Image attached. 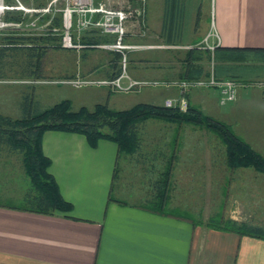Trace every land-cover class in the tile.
<instances>
[{
	"label": "crops",
	"instance_id": "crops-1",
	"mask_svg": "<svg viewBox=\"0 0 264 264\" xmlns=\"http://www.w3.org/2000/svg\"><path fill=\"white\" fill-rule=\"evenodd\" d=\"M195 4L194 0H148L145 23L149 35L144 48L154 50L156 41L160 45L179 47L200 44L208 33L198 32L201 27ZM209 19L206 15L203 25L207 28L213 23V31L218 36V39L212 37L210 44H218L223 49L264 50V0H211ZM187 20L190 21L187 23ZM185 25L192 31L183 32ZM74 42L81 48L64 51L78 54L86 49L79 44L81 39ZM111 56L110 67L103 70L107 65L104 64L94 70L103 80H110L119 70V61L114 64ZM224 65L233 68L227 70L229 76L225 70L221 78H233L240 84L232 105L239 101L242 89L253 88L248 82L264 80L262 54H249L245 61H226ZM256 69L258 73L254 72ZM42 70L44 74V67ZM182 72L183 68L172 76L160 77L178 80ZM166 91V99L175 91L180 95L177 90H172V94ZM187 100L201 111L209 112V116L214 113L225 118L227 115L214 105L224 107L219 105L216 90H193ZM261 100L264 104V96ZM261 113L264 116V109ZM148 121L140 127L141 148L133 156L119 155L116 144L107 140H100L96 148H91L80 134L46 131L42 135V151L50 159L49 172L62 197L72 205V211L68 217L61 213L43 215L0 202V264H264L262 239L192 225L184 219L140 207L152 198L150 185L148 195L137 198L141 203L119 197L122 192L113 176L116 168L121 172L122 160L145 174L152 169L155 177L166 168V162L173 160L181 125L165 122L171 127L165 128L173 132L169 138L171 144L162 146L156 133L157 140L144 138L146 133L142 134L141 130ZM263 129L264 118L247 122L242 130L246 133L236 131V134L254 149L251 140L260 138ZM162 147L167 150L163 152ZM110 196L115 201H110Z\"/></svg>",
	"mask_w": 264,
	"mask_h": 264
},
{
	"label": "rangeland",
	"instance_id": "rangeland-1",
	"mask_svg": "<svg viewBox=\"0 0 264 264\" xmlns=\"http://www.w3.org/2000/svg\"><path fill=\"white\" fill-rule=\"evenodd\" d=\"M52 1L1 0L0 3L3 10L0 12V39L12 34H19V36H39L45 34L48 31L41 30V27L51 22V18L53 17H59L62 24L65 4L62 0H58L56 4L49 7ZM143 1L137 3L135 0H92L93 7L101 5L106 11L130 13V18L124 24L125 33L121 43L123 46H130V53L129 50H123V54L126 55L125 61H123L121 52L112 48L101 47L106 44H114L115 41L111 36L108 42L105 37L104 40L106 42L104 41V43L93 47L88 46V49H84V53L80 52L77 54L76 52L70 53L64 51L66 48L61 43L62 30H51L49 32H53V36L57 35L56 38L58 40L49 43L48 55L43 62L44 74L42 78H20V74L17 73L18 69L13 67L11 71L6 72V78L0 80V114L19 118L22 116L21 106L24 104L23 102L27 96L32 98V107L35 106L37 109L50 107L60 101H69L74 111L81 107L93 111L98 104L106 105L110 109L126 110L138 103L150 101L157 104L163 103L164 105L166 100L178 99L180 95L177 96L175 94L176 91L173 92L174 95H170L166 99V93H168L166 90H170L171 93L169 94H172V90L179 92L177 87L156 85L158 83L174 84L181 80H174L172 77L164 79L160 76H164L165 74L172 76V74L179 72L184 67V63L182 64V62L186 50L196 46L204 49H208V46L216 47L217 44L209 43L210 39L215 37L212 28L213 24L209 23L207 28L206 25H203L206 15L208 21L210 20L211 0H194L196 2L194 10L198 12L199 26L201 27L198 32L207 31L206 37L211 35L208 38L209 41H206L205 37L200 44L182 47L160 45L156 41V44H154L156 48L154 50L144 48L149 32L145 23L148 0ZM19 5L28 11L24 12ZM6 6L7 10L4 9ZM138 7L141 9L142 15L136 14L135 11ZM19 14H23L19 22L6 20L7 18L17 17ZM193 14L195 13L193 12ZM100 15L97 14L94 19L97 21L102 20L103 18ZM189 18L191 17L189 16ZM75 19L76 17L72 16L74 23ZM87 20L89 22L88 18ZM189 21L187 20V23ZM31 22H34L35 26L39 27L36 29L31 27ZM188 27V25H185L183 32H191L192 29H187ZM71 34L73 42L78 39L82 40L84 37L90 39L93 36L95 38L104 37L95 28L81 31L78 37L75 26L72 27ZM59 45L61 48L58 47ZM214 48L213 50L208 49L212 54V58L209 66L205 67L206 71L209 72V76L212 71L213 78L216 81L231 80L215 78L213 73ZM69 49L78 50L79 48ZM114 53H119L121 57L117 70L119 69L118 76L122 75L125 77L122 79V86L126 88L128 85L126 77L138 83H145L144 85L131 91H124L125 89L114 91L101 84L105 81L103 80L104 77L100 74L99 76L96 75L94 70L104 64L107 65L106 68H104V65L103 70L110 67L108 66L109 61L112 58L111 55ZM128 53L130 54V59ZM143 60H145V63ZM254 72L258 73V70L256 69ZM209 76L196 80L205 82ZM65 81H79L81 83H63ZM235 83L237 84L235 93L237 97V90L240 84ZM248 86L253 88L242 89V95L234 105L232 104L236 100V97L232 103L224 107L214 104L219 112L226 113L227 115L224 118L212 113V117L221 122L225 121L228 123L235 134L236 131L241 134L246 133L242 130H244L247 122H259L264 118L261 113L264 109V104L261 100V97L264 96V80L248 82ZM199 89L216 90L219 98L218 89L202 87L194 90ZM188 93L185 94L186 100ZM212 93L215 95V91H212ZM203 113L208 115L207 113L209 112L205 111ZM222 118L223 120H221ZM163 122L159 119H150L146 128L142 127L141 132L142 134L146 133L144 137L146 141L157 140V135H154L156 133L159 135L158 140L163 144L162 146L167 144V142L171 144L169 138L172 136L173 130L166 129L165 126L167 128L171 127ZM163 139L165 140L164 142L161 141ZM241 139L244 140L243 138ZM251 141L254 149L264 157V129L260 138ZM176 142L173 160L172 162H166L165 165L166 168L168 166L171 167L168 186V210L171 212L181 211L193 218H201L204 222H207L211 218L223 217L237 221L247 220L264 225L263 174L251 168L229 171L226 168L224 146L218 137L204 127L189 124L181 125L179 138H176ZM161 150L164 152L167 149L162 147ZM120 164L121 172L115 180L119 191L122 192L119 194V197L136 204L143 202L137 198H144L148 195L149 182L154 180L156 173L153 172L154 175H152L150 173L139 172L137 169L131 168L130 164L124 160ZM28 190L29 181L24 177L19 156L3 153L0 156V202L10 203V206L17 205L20 203L21 194L27 193Z\"/></svg>",
	"mask_w": 264,
	"mask_h": 264
},
{
	"label": "trees",
	"instance_id": "trees-1",
	"mask_svg": "<svg viewBox=\"0 0 264 264\" xmlns=\"http://www.w3.org/2000/svg\"><path fill=\"white\" fill-rule=\"evenodd\" d=\"M21 16L23 14L6 20L19 22ZM51 22L48 31L53 29L61 31L62 24L59 17H53ZM52 34L53 32L39 36L12 34L2 37L0 80L6 78V72L11 71L13 67L18 69L20 78H42L46 49L49 43L58 40L57 35ZM91 38L84 37L81 40V44L86 49L88 46L93 47L105 41V37ZM58 47L61 48L60 45ZM249 54H262L264 57V50L223 49L216 46L213 51L215 78L222 79L221 77L227 74V70L233 68L224 65V62L245 61ZM113 56L114 64L121 59L119 53H114ZM211 58L212 54L206 48L196 46L186 50L180 79L196 80L209 76L204 64L210 62ZM118 74L119 70L111 79L116 78ZM231 80L239 83L233 78ZM31 99L28 96L25 98L21 106L22 116L19 118L0 114V156L3 153L18 155L24 177L29 181V190L21 194L20 203L9 206L15 209L43 215L61 213L65 216L72 211V205L62 197L54 177L49 172L51 161L42 151V135L46 131L80 134L85 137L91 148H96L100 140H107L116 144L119 155L133 156L141 148L140 127L150 119H159L177 125L200 126L218 137L225 148V163L229 169L251 168L264 175V157L261 154L236 135L230 125L205 115L189 102L185 111L145 103L136 104L126 110L110 109L106 105L98 104L93 111L85 107L74 111L69 101H60L50 107L37 109L35 106L32 107ZM148 173L154 175L152 169ZM170 173L171 167L168 166L149 182L152 198L140 207L160 215L184 219L192 225H204L213 230L264 240V225L223 217L211 218L204 222L201 218H193L184 212L168 210ZM118 174L116 168L114 179ZM109 200L115 201L113 196H110Z\"/></svg>",
	"mask_w": 264,
	"mask_h": 264
},
{
	"label": "built area",
	"instance_id": "built-area-1",
	"mask_svg": "<svg viewBox=\"0 0 264 264\" xmlns=\"http://www.w3.org/2000/svg\"><path fill=\"white\" fill-rule=\"evenodd\" d=\"M57 1L58 0H53L52 3H50L49 7L53 6V4H56ZM62 1L65 4V9L63 10V21H62V29H61L62 30L61 43L64 48L66 49L81 48V46L73 42V38L71 34L72 27L75 26L78 37L81 31H84L88 28H95L100 31L101 36H104V37L111 36L114 38V41H115L114 44H106V45H102L101 47L112 48L113 50L121 52L123 61H125L126 55L123 54V50L125 49L130 50V46H123L121 43L123 41V37L125 33L124 24H125V21H127L130 18V13L125 14L120 11H116V12L106 11L101 5H99L98 7L97 6L93 7L92 0H62ZM135 1L137 3L139 1L144 2L143 0H135ZM19 6L24 10V12L28 11L25 8H23L21 5ZM4 9L7 10L8 9L7 6ZM140 11L141 9L138 7V9H136L135 12L138 15H142ZM97 14H101L100 16L103 19L98 20V21L94 19V17ZM72 16L76 17L75 23L72 20ZM87 18L89 19V22H87L88 21ZM30 26L35 29L39 27V26L38 27L35 26L34 22H31ZM49 26H51V22H48L47 24L42 26L41 30L48 31ZM210 36L211 35H208V37H206L205 40L207 41ZM214 36L215 38L218 39V36L216 34H214ZM207 48L210 50H213L214 47L208 46ZM123 78L125 77L121 75L114 79L105 80L101 84L105 85L106 87H109L111 90H114V91H121L124 89H125L124 91H129V90L131 91L145 84V83H138L126 77L128 80V85L126 86V88H124V86H122L121 84ZM63 83L80 84L81 82L65 81ZM164 85H166L167 87L169 86L177 87L180 92V97L178 99L166 100L164 102V106L167 108H178L180 111H185L188 106V102L186 100L185 94H187L189 91L202 88V87H206V88L213 87L215 89H218L219 104L222 106H225L227 104L232 103L235 100L237 84L232 80L216 81L213 78L212 71H211L210 76L206 79L205 82L201 80H193V81L180 80L178 82H175L174 84L158 83L156 86H164Z\"/></svg>",
	"mask_w": 264,
	"mask_h": 264
},
{
	"label": "bare ground",
	"instance_id": "bare-ground-1",
	"mask_svg": "<svg viewBox=\"0 0 264 264\" xmlns=\"http://www.w3.org/2000/svg\"><path fill=\"white\" fill-rule=\"evenodd\" d=\"M0 2H1V0H0ZM3 10V7L1 8V3H0V12Z\"/></svg>",
	"mask_w": 264,
	"mask_h": 264
},
{
	"label": "water",
	"instance_id": "water-1",
	"mask_svg": "<svg viewBox=\"0 0 264 264\" xmlns=\"http://www.w3.org/2000/svg\"><path fill=\"white\" fill-rule=\"evenodd\" d=\"M2 12V11H1Z\"/></svg>",
	"mask_w": 264,
	"mask_h": 264
}]
</instances>
